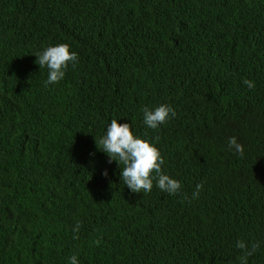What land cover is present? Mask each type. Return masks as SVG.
<instances>
[{"label": "trees", "instance_id": "trees-1", "mask_svg": "<svg viewBox=\"0 0 264 264\" xmlns=\"http://www.w3.org/2000/svg\"><path fill=\"white\" fill-rule=\"evenodd\" d=\"M60 43L79 61L45 87L35 53ZM113 119L178 194L124 185ZM237 241L264 264V0H0V264H240Z\"/></svg>", "mask_w": 264, "mask_h": 264}, {"label": "clouds", "instance_id": "clouds-1", "mask_svg": "<svg viewBox=\"0 0 264 264\" xmlns=\"http://www.w3.org/2000/svg\"><path fill=\"white\" fill-rule=\"evenodd\" d=\"M35 56L40 69H47L45 87L62 81L68 68L75 67L79 61L78 53L72 51L70 45L66 43L48 46L36 52ZM243 83L249 89L255 88V83L251 80L245 79ZM141 111L143 124L153 130H158L177 115L175 109L168 104H160L154 108L143 107ZM99 145L98 149L109 157V163L117 162L121 169L120 178L132 193H149L153 189L154 182L157 188L168 195H176L180 192V181L162 170L165 160L156 143L135 135L129 123H120V120L113 119L100 137ZM228 145L235 153L244 155V147L235 136L229 139ZM102 175L107 177L108 171L105 169ZM202 187L201 184L196 185L193 198H198ZM79 229L80 224L77 223L73 232H79ZM236 247L245 251V255L240 257V264H247V257L251 256L260 244H253L249 250L243 241H237ZM70 264H79L77 255L70 257Z\"/></svg>", "mask_w": 264, "mask_h": 264}]
</instances>
